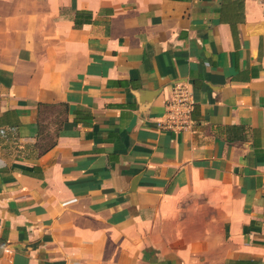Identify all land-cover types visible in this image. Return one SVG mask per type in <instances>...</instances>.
I'll return each instance as SVG.
<instances>
[{"label": "crops", "instance_id": "0c3cea01", "mask_svg": "<svg viewBox=\"0 0 264 264\" xmlns=\"http://www.w3.org/2000/svg\"><path fill=\"white\" fill-rule=\"evenodd\" d=\"M1 131L0 264H264V0H0Z\"/></svg>", "mask_w": 264, "mask_h": 264}, {"label": "built area", "instance_id": "2783aa9c", "mask_svg": "<svg viewBox=\"0 0 264 264\" xmlns=\"http://www.w3.org/2000/svg\"><path fill=\"white\" fill-rule=\"evenodd\" d=\"M192 109L193 101L188 91L183 87L175 88L172 99L165 104V112L156 122V128L175 134L190 130Z\"/></svg>", "mask_w": 264, "mask_h": 264}, {"label": "trees", "instance_id": "16d2710c", "mask_svg": "<svg viewBox=\"0 0 264 264\" xmlns=\"http://www.w3.org/2000/svg\"><path fill=\"white\" fill-rule=\"evenodd\" d=\"M91 21V15L85 14L82 12H76L74 15V27L80 28L83 24L89 23ZM60 108V114L63 115V118L61 120H57L54 122V125L56 127V131L54 134H47L45 131L47 130L46 125V111L47 109H55ZM67 114H68V105L67 104H58V105H47L38 103L37 104V141H36V148L38 149V153L40 155H43L44 153L48 152L50 149H52L55 146L56 143V137L58 135V132L62 125L67 120Z\"/></svg>", "mask_w": 264, "mask_h": 264}, {"label": "rangeland", "instance_id": "374dc122", "mask_svg": "<svg viewBox=\"0 0 264 264\" xmlns=\"http://www.w3.org/2000/svg\"><path fill=\"white\" fill-rule=\"evenodd\" d=\"M47 113H46V125L49 126L50 123H53L57 120H61L63 118V115L60 114V108H55V109H47L45 110ZM53 127H55L53 125ZM56 128V127H55Z\"/></svg>", "mask_w": 264, "mask_h": 264}]
</instances>
